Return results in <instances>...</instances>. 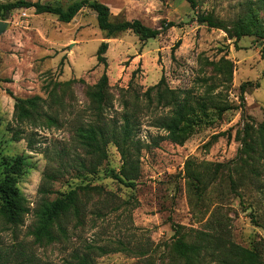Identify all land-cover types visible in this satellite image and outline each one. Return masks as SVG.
I'll return each mask as SVG.
<instances>
[{"label":"rangeland","instance_id":"rangeland-1","mask_svg":"<svg viewBox=\"0 0 264 264\" xmlns=\"http://www.w3.org/2000/svg\"><path fill=\"white\" fill-rule=\"evenodd\" d=\"M8 1L14 0H0ZM28 1L65 5L70 0ZM99 1L108 6L113 20L138 19L152 28H159L161 21H170L173 25L154 38L140 41L130 31L106 38L88 8H81L66 23L57 21L50 13H35L32 7L14 8L6 18L0 19L7 22L0 33V77L10 80L0 84V169L15 155H22L23 171L17 177L16 186L29 208L18 225L0 220V250L10 257L8 264H23V253L32 256L31 264H67L88 244L104 246L107 250L101 254L92 251L90 264H161L167 260L171 264L169 249L173 231L169 221L192 232L203 229L211 213L225 216L229 237L235 243L261 248L264 161L259 159L255 163L257 175L231 168L240 147L235 131L245 121L250 120L253 127L264 122V61L258 55L264 38L243 35L235 41L234 48L233 37L221 29L199 24L193 18L197 13H211L228 27L252 10L257 13L264 35V5L259 0H195L196 5L191 9L185 0ZM177 39L180 42L171 58L170 47ZM100 41L107 42L104 56L109 101L103 110L105 119H117L123 110L132 109L134 92L141 94L161 73L170 88L186 90L194 99L220 101L232 107L224 110L219 118L208 108L207 115L181 145L167 139H156L153 145L151 138L165 134L151 125L161 108L155 104L147 106L138 98L134 139L142 145L138 152L136 185L125 187L107 176L110 169L117 170L120 166L119 154L110 143L106 145V158L92 175H76L71 167L63 165L65 173L51 181L53 192L47 198L78 187L83 222L75 227L71 226L73 221L68 222L65 238L34 243L30 234L32 210L40 196L37 190L41 174L45 167H56L66 159L64 155L63 159H54L55 151H74V127L93 118L85 90L102 72V65L95 61ZM220 57L231 62L229 74L217 72L206 63L216 62ZM69 79L72 81L68 85L56 84ZM244 81L257 86L247 87L242 109L235 108L239 102V84ZM6 90L13 96L38 95L43 99L40 120L51 115L55 122L17 124L12 119L13 98ZM166 110L163 108V112ZM11 127L20 131V139H13ZM218 132L223 134L210 139ZM45 149L49 161L44 155ZM188 158L196 162L226 163L231 178L237 179L235 188H229L227 171L222 168L206 189L201 204L194 206L193 196L188 197L182 177L183 163ZM85 184L100 189L80 187ZM117 241L133 247L140 245L143 252L113 251ZM202 264L214 262L205 257ZM261 264H264V254Z\"/></svg>","mask_w":264,"mask_h":264},{"label":"trees","instance_id":"trees-1","mask_svg":"<svg viewBox=\"0 0 264 264\" xmlns=\"http://www.w3.org/2000/svg\"><path fill=\"white\" fill-rule=\"evenodd\" d=\"M192 9L196 5L195 0H185ZM264 5V0H259ZM32 7L35 13L53 14L59 22H69L81 8H88L94 13L97 28L102 31L106 38L113 37L122 31L132 32L138 40L145 41L154 38L162 31L173 25V22L161 21L159 28H152L144 25L138 19L113 20L108 6L99 0H70L65 5L59 3H42L39 1L14 0L0 2V19H4L14 8ZM197 23H204L207 27L218 28L233 37L235 41L243 35H255L264 38L260 20L255 11L249 10L242 18L225 26L222 22L214 19L211 13H197L193 18ZM177 39L170 47V57H173L174 49L179 45ZM107 48L106 41H100L95 50V61L102 65V72L98 79L86 87L85 94L89 99V109L92 111L90 120L82 122L74 127L72 142L74 153L64 152L62 149L54 152V159L66 158L56 167H45L41 174V181L37 192L40 194L35 208L32 210L33 225L30 230L34 243H49L58 237H67L66 224L73 221L71 226L81 225L83 222L82 204L78 199L77 188L68 189L64 193H58L53 198L47 195L53 191L50 188L51 181L56 180L65 172L63 165L71 167L77 174L92 175L97 171V167L106 158V145L112 144L117 150L120 158V166L117 170L110 169L107 176L116 180L125 187L133 188L139 176L138 152L141 143L134 139L135 128L137 127L138 98L145 101L147 106L161 108L158 116L154 117L151 125L164 131V135L158 138H151L152 144L156 145V139H167L172 143L181 145L193 132L194 127L199 125L202 118L207 115V109H213L214 115L219 118L222 112L232 106L218 101H209L203 98H193L186 90L173 89L168 87L164 75L161 73L159 79L152 85L145 88L141 94L134 92L135 101L130 110H123L120 116L112 119H105L103 110L109 98L106 94L107 76L105 73L106 58L104 52ZM259 58L264 61V42L259 51ZM61 59L58 65L61 66ZM212 69L221 73H230L231 62L220 57L216 62H206ZM134 71L131 72L129 85L131 84ZM9 78L0 77L2 82H9ZM72 81L69 79L57 82V85H68ZM257 86L256 83L244 81L239 84V102L235 108L242 109L244 104L243 93L247 87ZM12 119L21 124L27 122L32 125H46L55 122L51 115L40 120L42 114L43 99L38 95L28 97L13 96ZM163 108H167L163 112ZM157 114V113H156ZM14 140L22 136L19 130L10 128ZM223 132L212 134L210 139H215ZM235 138L240 144L236 157L232 160L235 164L231 170L241 171L257 175L258 169L255 163L260 159L264 161V122H260L253 127L252 122H242L241 128L235 131ZM210 141V140H209ZM209 143V142H207ZM30 147V146H29ZM147 147V145H144ZM76 149H79L78 152ZM45 149L43 152L45 153ZM251 152H255L253 156ZM47 160L50 158L44 154ZM22 155H15L10 162H7L0 169V220L4 224L18 225L22 223L24 215L29 211L25 198L18 192L16 182L17 177L22 173ZM231 161V162H232ZM237 161V164H236ZM69 163V164H67ZM227 171L229 188L234 189L237 179L234 181L229 175L230 167L226 163H212L200 161L196 162L190 158L183 163V179L185 187L193 196V204L200 205L204 199L206 189L212 184L220 169ZM83 189L99 190V186H80ZM191 205V200L189 198ZM218 214H209L203 223V229L184 231L183 225L169 221L172 229V242L169 253L171 264H202L204 258L214 264H261L264 254V241L261 248H249L235 243L229 237L226 219ZM117 247L113 251H134L142 253L141 246H130L126 242L117 241ZM97 250L104 253V246L85 245L83 250L73 255L74 261L67 264H90V253ZM10 257L0 250V264H8ZM168 261V260H167ZM161 261V264H167ZM32 256L23 253V264H31ZM147 264H154L148 262Z\"/></svg>","mask_w":264,"mask_h":264},{"label":"water","instance_id":"water-1","mask_svg":"<svg viewBox=\"0 0 264 264\" xmlns=\"http://www.w3.org/2000/svg\"><path fill=\"white\" fill-rule=\"evenodd\" d=\"M6 23H7L6 21L0 20V33L4 30Z\"/></svg>","mask_w":264,"mask_h":264}]
</instances>
